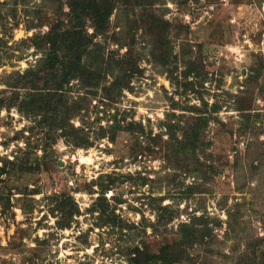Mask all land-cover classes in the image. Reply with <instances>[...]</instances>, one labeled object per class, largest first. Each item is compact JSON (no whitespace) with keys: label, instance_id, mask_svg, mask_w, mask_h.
<instances>
[{"label":"rangeland","instance_id":"374dc122","mask_svg":"<svg viewBox=\"0 0 264 264\" xmlns=\"http://www.w3.org/2000/svg\"><path fill=\"white\" fill-rule=\"evenodd\" d=\"M152 2L116 3L105 35L92 38L107 59L129 44L130 73L111 60L96 87L77 77L65 86L80 105L69 122L87 146L45 133L40 116L0 108V264H134L131 248L155 254L174 243L179 223L198 227L199 218L208 235L172 261L149 264H264V0ZM57 5L0 0L4 102L6 77L40 56L27 37L54 23ZM84 28L92 33L88 21ZM114 76L125 86L112 87ZM214 104L195 156L177 151L185 120ZM240 104L250 109L236 110ZM99 184L107 186L102 194ZM55 196L72 205L59 211Z\"/></svg>","mask_w":264,"mask_h":264},{"label":"trees","instance_id":"16d2710c","mask_svg":"<svg viewBox=\"0 0 264 264\" xmlns=\"http://www.w3.org/2000/svg\"><path fill=\"white\" fill-rule=\"evenodd\" d=\"M58 5L53 8L54 23L50 25L43 33H36L33 36H28L27 41L40 52V56L35 60L34 66L24 69L22 72H15L14 75H8L5 79L6 86L10 93L6 97V102L0 98V108L15 107L19 112L23 113L32 119L40 116L37 120L38 125H44L39 128L49 133H59L63 137H69L68 141L73 146H87V138L80 134L77 128L73 127L69 119L73 113L80 108L78 101L69 99L67 95V87L69 81L76 78L81 83L85 82L86 86L96 87L104 78L103 67L109 65L108 62L113 60L115 67L123 72L130 73L132 68L136 66L135 60L131 57V46L126 45L125 52L117 59H107L103 52L99 49L96 42H92V38L96 35H105L108 28V19L113 5L122 2L124 5L134 4L149 8L152 5V0H56ZM143 13L141 14L142 21ZM88 21L92 27V33L87 34L85 31V22ZM151 23L148 24L150 33H157L153 30L159 26L158 19L151 17ZM146 23V22H145ZM165 28L161 26L160 31L164 32ZM25 41V40H23ZM158 44V34L155 38ZM163 45V40L160 41ZM161 49V47H159ZM158 51L157 47H152V53ZM85 61H82V58ZM114 67V66H113ZM10 79V80H8ZM126 82H119L114 76L111 81V86L124 87ZM107 86H103L106 90ZM110 87V84H109ZM241 92V91H240ZM234 97H240L238 93ZM243 101V99H242ZM249 103L250 101L247 100ZM217 106L214 104L212 110L207 114L202 111L193 112L192 116L185 120V128L181 131V140L178 141L179 147L177 151L195 156V148L198 143V138L202 134L203 129L209 121L211 113L216 112ZM249 107L240 104L237 106L238 111H247ZM172 116L174 114H171ZM257 113L253 114L255 118ZM174 123L166 122V128L170 134V139H176L174 135ZM129 129L137 126V130L142 131L140 125L133 122L126 123ZM115 127H121L116 123ZM41 129L39 131H41ZM98 135L105 134V128H98ZM135 130V131H137ZM173 130V131H172ZM45 132V133H46ZM44 136V133H42ZM58 135V134H57ZM113 136H110L112 140ZM44 138V137H43ZM54 139V138H53ZM52 139V140H53ZM154 139V138H153ZM67 140V138H66ZM45 142L43 141V144ZM49 142L48 144H50ZM47 144V145H48ZM26 145V144H25ZM20 149V148H19ZM187 151V152H186ZM14 159V157H13ZM6 160V163L12 167L17 160ZM36 161H38L35 158ZM21 168L22 165H19ZM6 168L0 167V175ZM26 171V170H23ZM1 181V179H0ZM100 193L107 188L106 185L99 184ZM58 198L56 209L63 211L66 205L71 206L67 196H55ZM67 197V198H66ZM72 211L66 209L64 214L71 215ZM231 216V214H228ZM195 225V226H194ZM190 224L189 222H181L178 225V237L173 241L172 245L164 244L155 254L143 255V251L136 246L131 248L130 253L133 254L131 261L134 264H149L158 260L167 262L172 261L175 257L181 256L185 246L201 240L206 235L207 221L199 218V225ZM163 259V260H162Z\"/></svg>","mask_w":264,"mask_h":264}]
</instances>
